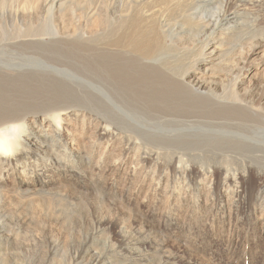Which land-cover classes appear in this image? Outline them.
I'll return each mask as SVG.
<instances>
[{"label":"bare ground","instance_id":"6f19581e","mask_svg":"<svg viewBox=\"0 0 264 264\" xmlns=\"http://www.w3.org/2000/svg\"><path fill=\"white\" fill-rule=\"evenodd\" d=\"M198 3L199 0H109L108 19H104L106 16L103 18V11L100 9L92 13L96 28L95 33L93 32L95 44L92 49L89 48V43L87 45L77 41L79 37L75 35L76 31L74 35L78 38L75 41L62 38L57 41V38L56 42H51L47 38L42 39L45 36L36 32L37 30V34L34 30H27L24 36L8 44L7 47L23 49L24 52L19 57L0 60V64L6 66L0 69V124L24 120L28 135L23 149L16 156H0V264H18L14 256L16 254L12 252L17 250L12 234L14 232L15 236H21L22 243L28 245L36 233V225H41L42 228L47 225L45 227L48 228L43 229L39 235L54 236L48 233L50 226L56 229L57 234L56 238L49 237L53 239L43 238L36 264H62L59 245L63 239L62 225L60 219L48 210L53 202L51 193H55L58 185L62 191L61 201L68 202L66 199H69L70 192L82 194L84 189L88 191L89 187L84 183L70 188L63 182L75 177H86L90 184L97 186L96 190H92L95 195L103 193L107 187L104 184L101 188L100 183L93 181L96 170L87 168L82 162L80 147L88 149L87 155L96 149L101 156H108L111 150L119 149L122 159L116 170H128L131 178L137 176L139 169H142L138 162L141 153L156 160L159 156L175 152L176 165L170 164V160L161 166L167 174L166 167L169 164V169L174 173L192 168L182 158L184 147L190 149L186 142L190 136L185 137L182 132L176 133L175 128L214 127L217 131L219 129L225 132L222 136L217 134L218 145L225 149H221L222 152L227 151L228 146L236 149V145L248 154L264 152V85L255 93H240L233 88L221 91L216 79L211 80L214 67L221 58V55L218 56L214 37L227 36L240 25L242 16L252 8L255 10L252 22L258 24L264 19V0H222L214 11L210 9L209 17L198 12ZM23 4L33 12L47 14L52 11L54 3L52 0H24ZM235 9L240 13L231 12ZM106 20L108 34L103 29ZM191 24L209 32L211 38L206 36L202 44L194 49L197 52L195 58L182 64L180 54H172V49L174 45L183 46L181 55L186 59L193 54V49L190 50L186 43L189 38L194 41L199 36L191 34ZM67 28L59 30L54 27V33H61L69 38L72 34ZM86 31L88 33L87 28ZM259 34L263 40L255 49L264 46V30L260 29ZM50 47L58 48L59 51ZM187 49L192 54L189 55ZM21 63L33 68L27 71L15 70ZM84 86L95 89L96 99L99 103L102 100L107 102L109 112L103 108H94L96 119L90 120L87 112L78 105L66 104L75 91H81ZM33 99L44 104L51 101L45 108L31 112L30 103ZM111 117L117 118L119 123L115 124ZM86 118L88 122L85 121ZM78 121L82 123L78 124ZM132 121L137 123L134 127V123L130 124ZM152 122L159 128L158 132L153 133L144 128ZM88 129L91 130L90 137L83 144L82 140H78L77 134L79 130L86 134ZM236 137L238 141L234 139ZM131 153L133 166L126 169V159H129L128 154ZM218 166L212 170L225 169L231 164ZM110 170V167H106L105 173H110ZM13 203L16 205L15 213L5 221V209H13ZM20 206L24 207L23 211L27 209L34 213L40 212L34 215L29 211L30 216H23L18 213ZM159 237L156 235L155 240L148 243L136 241L133 246L139 258L151 250H161L165 240L163 242ZM82 254L85 264H104L91 249ZM157 258V264H165L159 256ZM201 264L211 263L208 260V263Z\"/></svg>","mask_w":264,"mask_h":264},{"label":"rangeland","instance_id":"374dc122","mask_svg":"<svg viewBox=\"0 0 264 264\" xmlns=\"http://www.w3.org/2000/svg\"><path fill=\"white\" fill-rule=\"evenodd\" d=\"M22 1L24 2V0H0V60L16 58L24 52L23 49H11L7 46L12 40L24 36L27 30H34V33L38 32L45 36L42 39L47 38L51 42H56L57 38V41H61V38L75 41L79 37L77 41L87 45L89 43V48L92 49L95 44L93 32L96 30L92 13L100 9L103 11V18L106 16L104 19H108L109 15V0H52L55 5L53 4L49 14L33 12L28 9L29 7H24ZM221 1L199 0L198 12L209 17L210 9L214 11ZM234 11L240 13L237 9L231 12ZM254 11L252 8L244 14L240 25L231 30L227 36H213L218 56L221 55V58L218 59V65L214 67L216 73L214 72L211 76V80L216 79L221 91H229L233 88L240 93L244 91L255 93L264 85V46L261 49H255L263 40L259 31L264 30V19L258 24L252 22V18L255 17ZM107 24L108 21L103 24L105 34H108ZM190 26L191 34L199 36L194 41L193 38H189L186 43L190 50L193 49V54L187 49L188 54L193 56L184 58L181 55L183 46L174 45L172 49V54H180L182 64L195 58L197 52L195 53L194 49L202 44L206 36H209L208 39L211 38L209 32L202 31V28L197 29L194 24ZM54 27L59 30L68 27L67 30L72 36L69 35L71 37L66 38L61 33L55 34ZM90 28H93L92 32ZM50 48L59 51L58 48ZM4 68L6 66L0 64V69ZM32 68L33 66L29 64L21 63L14 69L27 71ZM96 94L94 88L84 86L81 91H75L66 104L78 105L80 109L87 112L90 120H94L96 119L94 108H103L109 112L108 103L104 100L99 103ZM46 104L33 99L30 103V111L41 110L46 107ZM111 119L115 124L119 123L117 118L111 117ZM85 121L88 122L87 118ZM133 121L130 122V124L134 123L132 127L137 124ZM79 123L82 122L78 121ZM144 128L153 133L159 131L155 122ZM139 130L142 128L139 127ZM174 130L176 133H184L185 137L190 136L186 139L190 149L184 147L182 158L187 160V165H192L189 170L176 172L177 175L168 167L170 164L176 165L175 152L159 156L156 160L141 153L138 162L142 165V169H139L140 173L137 176L131 178L128 170H116L122 159L119 149L111 150L108 156H101L96 149L87 155L88 149L80 147L82 162L87 168L96 170L93 181L100 183L101 188L104 184H107V187L103 193L95 195L92 190H96L97 186L90 184L86 177L80 179L75 177L65 179L63 182L70 188H75L76 185L79 187L84 183L89 190L84 189L82 194L75 191L70 192L69 199H66L68 202L61 201L62 191L58 185L54 190L55 193H51L53 202L48 210L60 219L62 225L63 239L59 243L62 264H85L86 261L81 258L82 253L89 249L95 251L98 260L104 264H157L156 260L159 259L157 256L165 264H201L208 263V260L211 264H244L245 262V264H264V152L248 154L239 145H236V149L228 146L227 151L222 152L221 149H225L218 145L217 134L222 136L225 132L219 129L217 131L214 127L193 126ZM90 132L91 130L88 129L86 134H83L79 130L78 140H82L85 144L90 137ZM224 139L226 140L227 137ZM234 139L238 141L237 137ZM206 142L217 143L209 145L205 144ZM117 146L120 147L118 143ZM132 155L133 153L128 154L126 169L133 166ZM170 160L172 162L166 167L167 174L161 166ZM226 163L231 166L218 171L212 170L213 167H219L220 164L226 165ZM106 167H110V173H105ZM13 204V209L4 208L6 210L5 221L15 213L16 205ZM105 205L107 206L104 207ZM23 208L20 206L18 211L23 216H30L29 211L34 215L40 212L34 213L27 209L23 211ZM40 226L36 225V233L28 245H24L21 236H15L13 232L12 238L15 240L17 250L12 252L16 254L14 256L18 264H36L38 249H40L43 238L57 237L53 226H50L48 233L54 236L39 235L43 229L48 230L45 227L47 225L43 228ZM6 234L8 235V232ZM156 235L160 236L163 242L165 240L161 250L156 252L151 250L152 252L144 254L143 259L139 258L133 245L136 241L138 243L153 241Z\"/></svg>","mask_w":264,"mask_h":264},{"label":"clouds","instance_id":"9594fccd","mask_svg":"<svg viewBox=\"0 0 264 264\" xmlns=\"http://www.w3.org/2000/svg\"><path fill=\"white\" fill-rule=\"evenodd\" d=\"M27 135L28 127L24 120L0 124V156H16L23 149Z\"/></svg>","mask_w":264,"mask_h":264}]
</instances>
